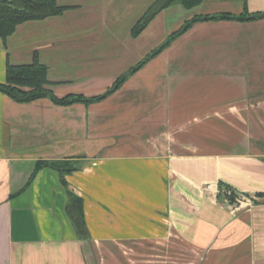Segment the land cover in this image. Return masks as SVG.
Instances as JSON below:
<instances>
[{"label": "crops", "instance_id": "0c3cea01", "mask_svg": "<svg viewBox=\"0 0 264 264\" xmlns=\"http://www.w3.org/2000/svg\"><path fill=\"white\" fill-rule=\"evenodd\" d=\"M155 1L57 0L62 15L0 38V84L37 56L56 99L101 97L145 63L91 103L0 92V264H98L100 243L145 241L149 227L170 228L192 261L264 264V19L197 22L146 61L194 18L264 14V0L176 4L133 38ZM66 160L81 166L36 174Z\"/></svg>", "mask_w": 264, "mask_h": 264}, {"label": "trees", "instance_id": "16d2710c", "mask_svg": "<svg viewBox=\"0 0 264 264\" xmlns=\"http://www.w3.org/2000/svg\"><path fill=\"white\" fill-rule=\"evenodd\" d=\"M203 2L204 0H156L147 10L143 18L133 28L132 37L137 38L140 36L162 11L176 4H181L185 9L189 10L200 6ZM67 9L68 8L60 7L57 0H0V38L6 41L14 34L18 26L29 21H41L52 16L62 15ZM260 19H264V14H245L239 17L222 14L194 18L192 21L186 23L178 32L174 33L168 41L150 55L146 61H149L151 58L161 53L171 42L187 32L189 28L197 22L214 20H237L247 22ZM144 64L145 63L142 62L131 70L130 73L121 77L114 85V88L101 97L90 100L82 96H70L64 99H56L54 95L46 89V86L49 84L47 67L42 65L36 56L34 62L30 65L12 66L9 64L7 67L6 82L0 84V92L18 103H29L48 96H50L55 103L63 106L78 102L91 103L103 100L118 90L126 79L131 74L138 71ZM80 166L81 163L79 161H42L37 165L36 174L43 168H52L59 171L62 175H68L77 171ZM63 182L64 185L67 186L65 181ZM228 200L229 204L235 202L234 197H230ZM67 213L75 224L80 238H88L89 233L85 223L83 200L70 195Z\"/></svg>", "mask_w": 264, "mask_h": 264}, {"label": "rangeland", "instance_id": "374dc122", "mask_svg": "<svg viewBox=\"0 0 264 264\" xmlns=\"http://www.w3.org/2000/svg\"><path fill=\"white\" fill-rule=\"evenodd\" d=\"M149 229L145 241H131L129 245L100 243L98 264H203L204 254L194 250L192 261L190 247L180 236L172 235L170 228Z\"/></svg>", "mask_w": 264, "mask_h": 264}, {"label": "built area", "instance_id": "2783aa9c", "mask_svg": "<svg viewBox=\"0 0 264 264\" xmlns=\"http://www.w3.org/2000/svg\"><path fill=\"white\" fill-rule=\"evenodd\" d=\"M227 196L228 197H231L233 196V193L232 192H227ZM245 199H242V198H237L235 199V203H237L238 205H242V203H244ZM228 202V201H227ZM234 204V203H233ZM232 204V205H233ZM236 208V207H235Z\"/></svg>", "mask_w": 264, "mask_h": 264}]
</instances>
